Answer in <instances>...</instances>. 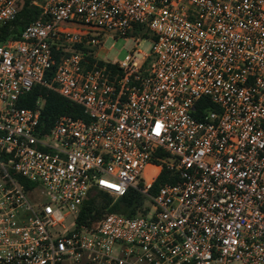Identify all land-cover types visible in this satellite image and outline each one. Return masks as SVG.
Segmentation results:
<instances>
[{
    "label": "built area",
    "instance_id": "2783aa9c",
    "mask_svg": "<svg viewBox=\"0 0 264 264\" xmlns=\"http://www.w3.org/2000/svg\"><path fill=\"white\" fill-rule=\"evenodd\" d=\"M25 2L0 0V26ZM29 2L49 19L0 42V264H264V0ZM136 26L150 52L100 63L101 32ZM36 85L86 117L44 130ZM130 189L142 213L78 223Z\"/></svg>",
    "mask_w": 264,
    "mask_h": 264
},
{
    "label": "trees",
    "instance_id": "16d2710c",
    "mask_svg": "<svg viewBox=\"0 0 264 264\" xmlns=\"http://www.w3.org/2000/svg\"><path fill=\"white\" fill-rule=\"evenodd\" d=\"M49 18L43 14L42 9L38 6L31 5L29 0H26L18 17L8 25L0 26V42L7 38L18 37L22 30L31 22L36 19ZM141 35L142 38L148 37L151 34L147 29L136 26L133 31L128 34ZM76 48H83L76 46ZM90 58V56H88ZM100 63H103L101 60ZM43 102L41 123L44 130H48L62 115H71L73 117H86L84 108L74 103L56 91L50 90L42 85H36L33 90L28 93L22 100L21 104L25 106H36L39 101ZM209 99L204 98L201 102H209ZM212 105V104H211ZM216 105H213V108ZM198 116L201 114L198 113ZM21 182L30 187L31 183L25 179L20 178ZM178 180L177 176L170 172L166 167L162 170L161 174L154 183L156 190L161 185L171 182L174 183ZM101 198V200H99ZM146 199L135 189H130L124 196L115 198L108 192L97 191L91 193L80 207L77 215L78 223H87L89 225H96L104 215L108 213H120L127 217H133L143 212L146 206Z\"/></svg>",
    "mask_w": 264,
    "mask_h": 264
},
{
    "label": "rangeland",
    "instance_id": "374dc122",
    "mask_svg": "<svg viewBox=\"0 0 264 264\" xmlns=\"http://www.w3.org/2000/svg\"><path fill=\"white\" fill-rule=\"evenodd\" d=\"M101 44L97 47L99 58L101 60L117 61L122 60L129 53L138 54V50L144 54L150 52L154 41V35L151 34L145 38L128 37L110 31H102L100 34ZM140 55V54H139ZM32 201H36L34 195H29ZM101 200V198H99ZM71 221H68L70 224ZM63 264H91L86 261L75 262L65 261Z\"/></svg>",
    "mask_w": 264,
    "mask_h": 264
}]
</instances>
